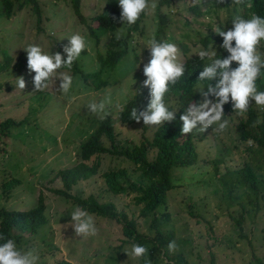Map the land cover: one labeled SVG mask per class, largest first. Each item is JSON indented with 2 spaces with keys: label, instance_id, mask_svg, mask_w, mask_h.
I'll return each instance as SVG.
<instances>
[{
  "label": "rangeland",
  "instance_id": "1",
  "mask_svg": "<svg viewBox=\"0 0 264 264\" xmlns=\"http://www.w3.org/2000/svg\"><path fill=\"white\" fill-rule=\"evenodd\" d=\"M11 1L13 11L6 15L0 0V66L10 59L0 72V124L13 122L10 134L0 136V209L29 211L41 197L47 218V224L35 234L25 229L14 230L20 235V242H15L18 249L34 251L39 257L37 264H146L148 260L151 264H264V149L254 140H242L238 127L248 119V111L238 114L230 104L224 106V118L229 121L226 130L218 133L213 125L206 132L196 129L187 134L195 144L196 162L172 169L171 183L175 187L167 192L165 203L155 215L145 217L141 213L142 205H136L133 199L135 193L115 195L107 189L103 177L106 171H124L126 182L119 180L124 186L138 176L133 164L122 158L100 155L98 173L79 181L68 192L81 198L93 196L99 203H112L116 211L126 214L146 239L143 246L149 254L145 258L128 257L124 250L134 243L125 238L122 223L107 218L89 213L96 235L76 236L68 225L77 207L53 192L62 188L57 173L80 162L81 144L102 119L103 114L88 111L89 103L110 101L106 112L113 120L117 146L131 147L143 139L152 140L160 125L145 126L142 120L126 125L118 115L129 100L145 90L141 83L146 79L143 63L149 59L146 45L155 38L159 16L166 17L160 42L176 44L178 60L183 63L186 56H197L205 47L218 50L222 37L214 30L232 25V13L219 10L215 0H173L169 6L158 5L155 0V9L149 7L136 28L123 26L115 19L114 31L101 34L97 41L88 25L96 26L94 18L107 5L116 8L118 18V0H80L85 24L75 15L72 0H37L41 10L39 22L26 0ZM77 33L87 41V48L75 61L79 72L74 75L69 69L58 70L73 77L70 91L64 94L56 90L58 78L47 90L33 91L35 73L27 69L24 49L35 44L45 53L62 52L68 37ZM120 50L126 54L114 68L104 67L100 80L93 83L86 79L88 74L99 71V56ZM258 50L264 53V41ZM21 76L26 82L23 90L17 86ZM100 81L105 86L96 90ZM148 100L145 99L141 110ZM166 105L178 113L176 96H169ZM249 108L260 121L264 106L253 101ZM255 125L247 128L253 135L258 133ZM181 127L182 122L178 126L180 131ZM155 152L149 150L150 160ZM246 168L255 179L244 172ZM12 180L18 183L5 187ZM157 234H169L167 244L158 248L154 242ZM172 240L178 246L175 253L167 249Z\"/></svg>",
  "mask_w": 264,
  "mask_h": 264
},
{
  "label": "trees",
  "instance_id": "2",
  "mask_svg": "<svg viewBox=\"0 0 264 264\" xmlns=\"http://www.w3.org/2000/svg\"><path fill=\"white\" fill-rule=\"evenodd\" d=\"M172 1L173 0H158V5L169 6ZM2 2L6 15H11L13 11L12 1L2 0ZM26 2L30 4L39 22L41 10L37 0H26L25 3ZM215 4L219 10H229L232 13V17L236 15H240L246 19L250 18L252 15L264 17V0H241L240 4L233 3V0H226L222 5L217 4L215 0ZM72 6L78 20L85 24V18L80 12V0H72ZM21 7L22 4L18 5L19 9ZM192 9L196 14H199L197 9ZM117 14L116 8L107 5L103 9V12L94 18L96 26L88 25L91 36L97 38V41H99L101 34L114 31L115 19H113V17H117ZM143 16L144 13L141 14L138 21L133 25L134 28L137 27V24L141 21ZM165 18V15L159 16L158 28L155 33V39L158 42H160V38L165 34ZM231 27L232 25L225 30ZM206 48L207 47H205V50H207ZM125 54L126 52L124 50H120L111 51L106 54V56H99L102 64L99 71L88 74L86 79H91L93 83L100 80L103 68H114ZM227 55L228 53L225 50L220 47L218 48L217 58H225ZM185 58L183 62L185 65L184 75L175 85L169 86V92L165 95L166 104L169 96L174 95L177 97L179 109L175 121L161 124L154 133L151 141L143 139L138 144H133L131 147H119L115 141L116 134L112 118L110 116L102 118L94 133L81 144L80 162L71 169L60 170L57 173V177L61 180L62 188L53 190L55 194L66 200H70L73 205L90 214L122 223L125 238L136 244L143 245L146 239L136 231L135 222L133 220L129 221L126 214L116 211L112 203H99L93 196L81 198L76 195H71L68 192L71 191L72 187L79 181L88 180L98 173L100 164L97 159L100 155L122 158L133 164L135 171L138 172V176L134 181L129 182L128 186H124V184L119 181L123 180L126 182L124 171H106L103 173V177L107 189L115 195L135 193L133 199L136 205H142L141 213L145 217L151 214L155 215L157 208L165 203L167 192L175 187V185L171 183L172 169L175 167H185L196 162L197 154L193 139L188 135L181 134L178 126L181 122L179 120V115L183 114L192 101H198L200 99L196 86L201 82L197 81V77L205 66V60H200L198 56H186ZM9 61L10 59H7L4 65L0 66V72L6 69ZM232 67H236L235 62ZM69 70H71L74 75L79 72L75 62ZM256 84L258 91H264V70H262V74L258 78ZM32 86L34 87L33 84ZM104 86L105 82L100 81L95 85V89L100 90ZM146 98H149L147 88H145L140 95L134 96L122 107L118 119L126 125L134 124L136 121L130 118L131 109L136 107L138 110H141ZM169 110L171 109L169 108ZM247 111L248 119L238 127L239 134L242 140H254L259 147L264 149V112H262V119L258 121L257 115L252 108H248ZM253 124H256L255 128L258 132L257 135H253L247 130V128ZM11 125H13L11 120L1 123L0 136L9 135ZM150 149L156 151L152 160L149 159ZM244 172H249V176L255 179L253 172L249 168H246ZM244 177L247 178L248 176L245 175ZM13 183H18V181L12 180L8 182L5 187L11 188ZM44 212L45 206L41 197H39L37 204L29 211L0 209V236L4 237V239H0V244L5 243L7 239L20 242V235L14 231L15 229H25L30 234H35L40 227L47 224V218ZM155 217L156 216H154L153 221L156 220ZM168 235L169 234L163 236L157 234L154 238V242L158 244V248L167 244L170 239Z\"/></svg>",
  "mask_w": 264,
  "mask_h": 264
},
{
  "label": "clouds",
  "instance_id": "3",
  "mask_svg": "<svg viewBox=\"0 0 264 264\" xmlns=\"http://www.w3.org/2000/svg\"><path fill=\"white\" fill-rule=\"evenodd\" d=\"M195 2L198 0H193ZM225 2L226 0H216L220 5ZM233 3L240 4L241 0H233ZM118 6L120 15L113 19L123 26H132L149 7L155 9L156 3L155 0L151 4L149 0H118ZM231 23L232 27L228 30L220 27L214 30L215 34L222 37L219 47L228 53L227 57L217 58L214 48L211 51L201 50L196 54L200 60L207 59L209 63L197 77V81L201 82L197 86L200 99L192 101L183 114L179 115L182 122L181 134L187 135L196 129L206 132L213 125L216 126L214 131L223 132L229 125V121L224 118L225 105L230 104L238 114L246 113L253 101L258 106H264V91H258L256 84L264 70V53L258 50L261 41H264V17L252 15L246 19L236 15ZM119 29L122 30L123 27ZM120 35L121 32H118L117 39ZM146 47L149 59L143 63L142 74L146 79L142 81L141 88L148 89L149 100L142 110L133 107L130 118L137 123L142 120L145 126H159L176 120L177 111L169 110L165 95L169 92V86L175 85L184 75L185 65L178 60L179 49L174 43L158 42L152 38ZM86 48V38L78 33L68 37V43L63 46L62 52L54 54L45 53L38 45H28L24 51L27 53V69L29 73H35L32 80L33 91L47 90L50 85L54 86L58 78L60 83L56 90L67 94L72 88L73 77L58 70L71 69ZM234 62L236 67H232ZM139 67L140 64L136 69ZM17 86L21 90L26 87L23 76L17 78ZM109 103L110 101L91 102L86 107L91 113L103 114L101 118H106ZM68 226L74 229L78 237L94 236L97 231L93 217L79 207L71 213ZM0 239L4 237L0 236ZM177 248L175 240L167 245L169 253H175ZM124 252L129 258L140 259L149 254V249L134 243ZM38 259L34 251H20L13 239L0 244V264H37ZM146 264H151V261H146Z\"/></svg>",
  "mask_w": 264,
  "mask_h": 264
}]
</instances>
